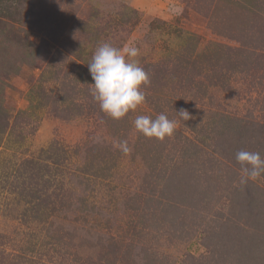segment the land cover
Returning a JSON list of instances; mask_svg holds the SVG:
<instances>
[{
  "label": "rangeland",
  "instance_id": "374dc122",
  "mask_svg": "<svg viewBox=\"0 0 264 264\" xmlns=\"http://www.w3.org/2000/svg\"><path fill=\"white\" fill-rule=\"evenodd\" d=\"M137 2L0 0V264H264V175L236 160L264 158V0ZM103 43L150 78L120 120L92 97ZM71 92L86 113L61 112ZM161 113L171 138L136 130ZM99 124L135 149L103 160Z\"/></svg>",
  "mask_w": 264,
  "mask_h": 264
},
{
  "label": "clouds",
  "instance_id": "9594fccd",
  "mask_svg": "<svg viewBox=\"0 0 264 264\" xmlns=\"http://www.w3.org/2000/svg\"><path fill=\"white\" fill-rule=\"evenodd\" d=\"M138 55L139 49L132 44L117 48L103 43L97 47L91 62L87 64L94 81L91 84L92 97L101 111L114 120L124 118L146 102L144 88L150 85V78L135 59ZM178 113L182 120L191 118L185 109H180ZM134 125L145 137L156 138L161 142L171 138L176 129V121L162 113L154 119L147 115L137 116ZM114 146L124 153L130 151L127 141ZM236 160L241 166V183L254 181L264 175V158L259 152L239 151Z\"/></svg>",
  "mask_w": 264,
  "mask_h": 264
},
{
  "label": "trees",
  "instance_id": "16d2710c",
  "mask_svg": "<svg viewBox=\"0 0 264 264\" xmlns=\"http://www.w3.org/2000/svg\"><path fill=\"white\" fill-rule=\"evenodd\" d=\"M59 53V52H58ZM57 53H55V55H56ZM54 55V56H55ZM57 59H58V56L57 57H55V61H57ZM73 67H75V68H77V66H74L73 65ZM77 74H79V73H77ZM77 80V82H79V80H78V78L76 79ZM78 95H80V93H78ZM74 97H75V94L74 93H72L71 92V94L68 96V97H62V96H59V97H56L55 99H59L60 101H62L61 103L63 104L62 105V113L64 114L65 112H68L69 110L70 111H73L74 109H79L78 110V112H76V113H79V115H82L83 113H86L85 112V107H84V105H83V102H81V101H78V100H76V101H73L72 102V100H74ZM79 97H85V96H83L82 95V93H81V96H79ZM78 96H77V98H79ZM71 98H73V99H71ZM85 101H86V99H85ZM84 101V102H85ZM66 114V113H65ZM13 120L16 122V120H18L16 117H14L13 118ZM10 121H11V117L8 115V114H6L5 116H4V119H3V124H2V120L0 121V141H1V139H4V136L7 134L6 133V131H7V129H8V127H9V125H10ZM111 129H112V126L110 125V126H108L107 124H106V128H104V125H101V124H99V130L100 131H104V133H102V134H99V137L95 134V136L92 138V140H91V142H90V144L93 146V148H98V147H101V148H104V149H106V150H108L107 152L105 151L104 152V156L102 157V159L103 160H105V161H107V160H109V162L113 165L114 164V162H115V160H114V156L112 155V153L111 152H121V150L118 148V147H115L114 148V144L112 143V142H110V140H109V138H111V136L114 138L115 136H116V134H114L113 132L112 133H110L111 132ZM98 130V131H99ZM107 132H108V136H107ZM133 132V131H132ZM131 132V133H132ZM6 133V134H5ZM110 133V134H109ZM111 135V136H110ZM96 137V138H95ZM124 139L127 141V140H129V133L128 134H124ZM127 138V139H126ZM113 140V139H112ZM130 140H131V137H130ZM142 141H145V140H143V139H141ZM166 140V139H165ZM118 143H119V140H118ZM130 143H132L131 141H130ZM144 144H146V143H148V142H143ZM174 145H172V147H173ZM129 147V146H128ZM130 148V147H129ZM132 149H135L134 148V146H132L131 148H130V150H132ZM174 149H176V147H174L173 148V150ZM170 150H172V148H170ZM134 152H136L135 150H134ZM127 153H130V151L129 152H127ZM168 157L170 158V153H169V155H168ZM107 165H109V164H107ZM15 257L14 256H12V259H14ZM18 258V257H17Z\"/></svg>",
  "mask_w": 264,
  "mask_h": 264
},
{
  "label": "crops",
  "instance_id": "0c3cea01",
  "mask_svg": "<svg viewBox=\"0 0 264 264\" xmlns=\"http://www.w3.org/2000/svg\"><path fill=\"white\" fill-rule=\"evenodd\" d=\"M139 2L138 5L141 7L143 10H147L148 12L152 11L154 12V5L156 4L155 2L152 5L153 0H138Z\"/></svg>",
  "mask_w": 264,
  "mask_h": 264
}]
</instances>
